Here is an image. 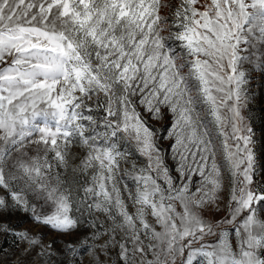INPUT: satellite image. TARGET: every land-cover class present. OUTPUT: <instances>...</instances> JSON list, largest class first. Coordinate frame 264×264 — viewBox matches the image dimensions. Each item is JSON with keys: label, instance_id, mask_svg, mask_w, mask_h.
<instances>
[{"label": "snow or ice", "instance_id": "1", "mask_svg": "<svg viewBox=\"0 0 264 264\" xmlns=\"http://www.w3.org/2000/svg\"><path fill=\"white\" fill-rule=\"evenodd\" d=\"M256 66L264 0H0V234L32 264H264Z\"/></svg>", "mask_w": 264, "mask_h": 264}, {"label": "rangeland", "instance_id": "2", "mask_svg": "<svg viewBox=\"0 0 264 264\" xmlns=\"http://www.w3.org/2000/svg\"><path fill=\"white\" fill-rule=\"evenodd\" d=\"M247 88L250 102L245 109V115L248 117L252 128V147L257 167L264 169V72L261 71L259 66H256L254 71L249 72ZM161 123L157 122L155 126L159 128ZM166 144L167 142H165V146ZM21 247H24V245H21ZM0 249L4 250L0 251V262H3V264H16L18 259H23L25 264H32L34 259V256L21 257L20 253L14 249L11 237L5 239L2 234H0ZM5 252L8 255H5ZM84 264H88V258H85Z\"/></svg>", "mask_w": 264, "mask_h": 264}]
</instances>
